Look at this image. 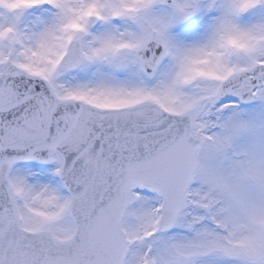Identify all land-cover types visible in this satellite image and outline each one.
<instances>
[{
    "label": "snow or ice",
    "instance_id": "1",
    "mask_svg": "<svg viewBox=\"0 0 264 264\" xmlns=\"http://www.w3.org/2000/svg\"><path fill=\"white\" fill-rule=\"evenodd\" d=\"M0 264H264V0H0Z\"/></svg>",
    "mask_w": 264,
    "mask_h": 264
}]
</instances>
